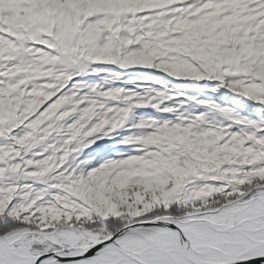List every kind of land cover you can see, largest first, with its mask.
<instances>
[{
    "label": "trees",
    "instance_id": "1",
    "mask_svg": "<svg viewBox=\"0 0 264 264\" xmlns=\"http://www.w3.org/2000/svg\"><path fill=\"white\" fill-rule=\"evenodd\" d=\"M224 11L183 22L184 35L160 25L93 44L86 33L95 47L23 54L11 72L28 80L0 79V213L16 198L8 214L37 231L211 212L264 191L261 9ZM69 55L78 61L61 65ZM100 137L99 162L128 158L87 171L83 153Z\"/></svg>",
    "mask_w": 264,
    "mask_h": 264
},
{
    "label": "snow or ice",
    "instance_id": "2",
    "mask_svg": "<svg viewBox=\"0 0 264 264\" xmlns=\"http://www.w3.org/2000/svg\"><path fill=\"white\" fill-rule=\"evenodd\" d=\"M96 18L89 17L88 23H92ZM46 36L45 33L43 38ZM81 39L80 36L68 37L66 41L61 42L62 50L63 46L68 48L79 46ZM32 43L35 44V37H32ZM39 47L49 50L47 45ZM51 51L55 54L56 49ZM66 62L73 63L74 58L69 55ZM19 127L23 128V125ZM17 131V128H13L14 134ZM109 140L106 137H100L84 151L83 157L91 161L87 164V171L105 166L115 159L128 158L125 153L99 162L97 155L105 148ZM117 143L121 144L123 141L118 140ZM17 203L18 200L14 198L7 211L0 213V264H130L128 248L148 242L141 233L148 227L168 226L160 218L147 220L146 217H135L128 220L110 217L108 220L76 221L73 219L65 220L61 224L53 222L51 229H39V225H36L35 227L39 230L29 231L21 227L27 223L23 217L17 219L8 214ZM180 223L182 222L173 219V233L182 232ZM34 245H42L43 248H34ZM255 264H261V262L256 261Z\"/></svg>",
    "mask_w": 264,
    "mask_h": 264
},
{
    "label": "bare ground",
    "instance_id": "3",
    "mask_svg": "<svg viewBox=\"0 0 264 264\" xmlns=\"http://www.w3.org/2000/svg\"><path fill=\"white\" fill-rule=\"evenodd\" d=\"M264 208V202L260 203ZM165 224V223H164ZM166 225V224H165ZM261 225L263 223L259 220H247L242 223V230H247V233L225 234L218 236L216 232L207 229L205 226H195L183 224L180 228L183 230L185 237L190 243L199 244L201 246L217 247L218 250L226 252L235 256L237 252L248 253L250 251L264 252V229ZM164 226V225H162ZM165 227V226H164ZM168 228V227H165ZM170 235H164L166 231H162L161 227H152L144 231V237H147L146 244L130 246L128 249L139 254L140 257L148 264H175L172 263L167 255L177 257L182 264H190L184 258L179 259V250H181L180 243L172 231ZM161 245L163 251H156L157 249L151 247L149 244ZM206 250V251H205ZM201 253H205L211 259H218V253H211L209 250L202 248ZM238 254V253H237ZM181 256V255H180ZM205 257V256H204ZM130 264H136L129 258Z\"/></svg>",
    "mask_w": 264,
    "mask_h": 264
},
{
    "label": "water",
    "instance_id": "4",
    "mask_svg": "<svg viewBox=\"0 0 264 264\" xmlns=\"http://www.w3.org/2000/svg\"><path fill=\"white\" fill-rule=\"evenodd\" d=\"M158 218L162 219L164 223L168 225L167 226L168 228H165L162 225L159 226L161 227L162 231H166L164 235H168V234L170 235L171 233L170 231H172L173 219L177 221H181L182 223H180V226L183 224H188V225L192 224L197 226L201 225L202 227L205 226L207 227V229H210L213 232L215 231L219 236L225 234H236V233L244 232V230H242L240 226H236L235 228L225 226L223 228L206 220L196 221L193 219H189L188 217L180 218V219L174 217H158ZM155 219L157 218L151 220H155ZM153 227H158V226H153ZM148 228H152V227H148ZM148 228H146L145 230H147ZM261 228L264 229V227ZM174 235L176 236L177 241H179L180 243L181 250H179V252H181V255L184 257V259L191 264H255L256 261H260L261 264H264V252H259L258 254H252V255H250L251 254L250 252L248 253L241 252L233 256V255H228L227 253H224L221 250H218V248L216 247L215 248L209 246L203 247L201 245H195L193 243L191 244L190 241L185 237L186 235L184 234L183 230L182 232L180 231L175 232ZM141 236L144 237V232L141 233ZM149 245L157 249L156 251L164 252L162 249L163 247L161 245H156L152 243H150ZM202 248L207 249L213 253L215 252L218 253L219 258L215 260L208 258L205 253H201L200 250H202ZM127 251H128V257L132 259L136 264H148L144 261L142 257L139 256V254L133 252V250L131 251L128 249ZM164 253H166V251ZM167 256L170 259H173V257L170 256V254H168ZM171 261L180 264L176 260H171Z\"/></svg>",
    "mask_w": 264,
    "mask_h": 264
},
{
    "label": "rangeland",
    "instance_id": "5",
    "mask_svg": "<svg viewBox=\"0 0 264 264\" xmlns=\"http://www.w3.org/2000/svg\"><path fill=\"white\" fill-rule=\"evenodd\" d=\"M55 3H62L66 6H73L75 9L79 10L80 5L78 6L77 1L75 0H52ZM95 2V0H91ZM43 2H48V0H43ZM261 196H255V198L246 201H232L229 202L224 207H221L218 211H204L202 215L200 214L199 219L196 220H208L213 223H216L221 226L229 225L236 226V224H241L248 219L259 220L264 223V208L261 207V199L264 200V192H260ZM250 198V197H248ZM260 201V202H259ZM233 203V204H231ZM154 218V217H152ZM197 226V225H195ZM37 248V246H33Z\"/></svg>",
    "mask_w": 264,
    "mask_h": 264
}]
</instances>
